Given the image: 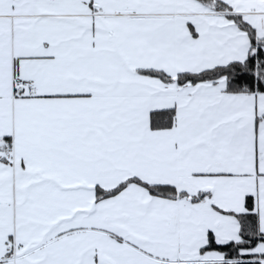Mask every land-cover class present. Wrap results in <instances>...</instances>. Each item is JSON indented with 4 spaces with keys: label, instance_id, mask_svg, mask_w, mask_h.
I'll return each instance as SVG.
<instances>
[{
    "label": "snow or ice",
    "instance_id": "6c2138e0",
    "mask_svg": "<svg viewBox=\"0 0 264 264\" xmlns=\"http://www.w3.org/2000/svg\"><path fill=\"white\" fill-rule=\"evenodd\" d=\"M0 264H264V0H0Z\"/></svg>",
    "mask_w": 264,
    "mask_h": 264
}]
</instances>
